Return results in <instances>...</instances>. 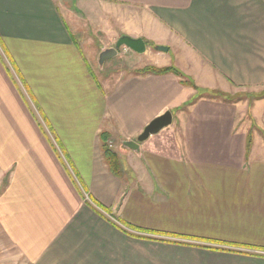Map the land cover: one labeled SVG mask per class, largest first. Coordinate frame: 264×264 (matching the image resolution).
<instances>
[{"label":"crops","instance_id":"0c3cea01","mask_svg":"<svg viewBox=\"0 0 264 264\" xmlns=\"http://www.w3.org/2000/svg\"><path fill=\"white\" fill-rule=\"evenodd\" d=\"M74 1L102 28L117 10L112 39H142L134 61L167 47L154 67L181 79L99 85L66 0H0V264H264V0ZM239 91L251 105L214 96Z\"/></svg>","mask_w":264,"mask_h":264},{"label":"rangeland","instance_id":"374dc122","mask_svg":"<svg viewBox=\"0 0 264 264\" xmlns=\"http://www.w3.org/2000/svg\"><path fill=\"white\" fill-rule=\"evenodd\" d=\"M74 2V0L73 2H71V0H66L69 11H71L70 13L73 14V31L76 37L78 38L79 43H81L83 47V56L88 62H90V66L92 67L93 72L95 73V77L99 85H102V83L104 82L103 78H106L109 74H111L112 77H116L115 80H117L118 75L124 73L125 70H128L130 67L141 68L145 65L155 66L156 64H160L156 63V57L166 58V56L163 54L153 52L151 58H137L134 61L132 59V57H134V54L131 51L124 50V48H122L120 49L118 57L108 60L102 66H100L98 63V55L102 52L100 50L102 48H113L117 41V39L115 38L112 39L110 33L116 31V28L118 27L117 21H119L116 16H119L120 14L117 10H115L112 13L113 16L108 15L106 17L108 24L106 27L102 28L103 26L101 27L95 22L96 20H98V17L101 16V13H103L101 8H96L95 13L93 12L91 14V9L89 6H87L86 9H79L75 6ZM160 59L161 58H159V60ZM245 93V91H239V93L235 94L233 98L223 94L215 97L220 101H229L231 103L238 102L240 104L249 103L251 105L254 99L250 100L246 98ZM163 131L164 132L162 133H166L165 129ZM159 137L161 136H158V139H160ZM170 139V137H167V140H165L164 143L168 144ZM116 145L118 147L120 146L119 144ZM112 151L115 152L114 149H112ZM122 229H124L131 235H137L132 234V232L127 228L122 227Z\"/></svg>","mask_w":264,"mask_h":264},{"label":"water","instance_id":"95a60500","mask_svg":"<svg viewBox=\"0 0 264 264\" xmlns=\"http://www.w3.org/2000/svg\"><path fill=\"white\" fill-rule=\"evenodd\" d=\"M129 50L136 55L145 53L146 44L142 39H133L128 36H121L117 39L113 48L103 50L98 55V63L102 66L106 61L118 57L120 49ZM157 52L167 53L168 48L163 46H155ZM172 122L170 112H165L163 115L152 120L142 131V133L134 141H122L121 146L125 151L139 154L140 144L145 142L149 137L157 135L163 129L169 127Z\"/></svg>","mask_w":264,"mask_h":264},{"label":"trees","instance_id":"16d2710c","mask_svg":"<svg viewBox=\"0 0 264 264\" xmlns=\"http://www.w3.org/2000/svg\"><path fill=\"white\" fill-rule=\"evenodd\" d=\"M133 73L136 76H146V75L162 76V75H167V74H174L175 76H177L181 79V74L176 69H174L172 67L157 68L154 66H146V67L141 68L139 70H135ZM182 85L190 86V87L195 89V87H193V85L188 81H182ZM214 96H218V95L214 94ZM194 101L195 100L190 101L187 106L192 105L194 103ZM98 139L100 142V149H101L103 161H104L108 171L113 176L120 177L121 176V161H120V158L118 157V155L115 152H113L112 149H110V147H109L110 135L107 132H101L98 136ZM251 147H252V138L249 135L246 139L245 159H248L250 152H251ZM111 225L113 227H115L117 230H119L120 232L124 233L125 235L136 238V236L129 234L127 231H125L124 229H122L121 227L116 225L115 223H111ZM138 238H141V237H138Z\"/></svg>","mask_w":264,"mask_h":264}]
</instances>
